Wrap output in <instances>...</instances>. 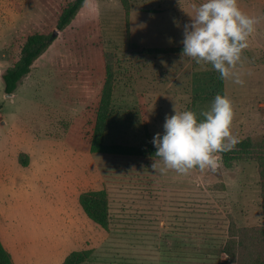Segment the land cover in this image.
<instances>
[{
  "label": "rangeland",
  "instance_id": "rangeland-1",
  "mask_svg": "<svg viewBox=\"0 0 264 264\" xmlns=\"http://www.w3.org/2000/svg\"><path fill=\"white\" fill-rule=\"evenodd\" d=\"M67 1L0 0V75L18 58L15 42L23 34L37 30L55 37L13 97L4 93L0 77V241L13 244L26 264H62L82 250H91L86 264H223L229 227L263 225L257 162L162 174L151 142L174 106L202 119L199 113L218 93L217 72L182 55L184 25L202 0H127L128 15L120 0H88L115 66L106 142L142 147L144 156L90 153L72 144L80 143L87 102L63 66L73 56L55 28ZM238 4L260 22L238 66L245 84L222 79L221 95L234 103L238 141L261 145L264 0ZM143 48L168 53L145 56ZM90 190L107 192V231L79 206V194Z\"/></svg>",
  "mask_w": 264,
  "mask_h": 264
},
{
  "label": "trees",
  "instance_id": "trees-1",
  "mask_svg": "<svg viewBox=\"0 0 264 264\" xmlns=\"http://www.w3.org/2000/svg\"><path fill=\"white\" fill-rule=\"evenodd\" d=\"M125 14L128 15L127 0H120ZM56 31L64 36L67 50L73 59L63 66L80 87L86 120L78 131L79 142L76 147H85L90 153L119 156H144L146 149L122 143H107L106 130L111 111L115 88L114 59L104 49L102 32L97 14L88 7V0H68L59 6ZM55 40L53 32L29 31L15 42L18 58L14 64L4 69L0 75L5 94H13L22 78L34 62L40 58ZM145 56H160L168 49L143 48ZM218 74V73H217ZM219 76V74H218ZM222 79L219 76L217 92L222 94ZM19 160L22 166L28 165V156ZM222 164L230 168L231 163L242 160L256 161L259 169L260 207L264 221V144L253 145L247 140L238 141L235 147L220 153ZM78 203L86 217L107 231L110 223L109 200L105 190L81 192ZM227 260L223 264H264V222L260 227H229L228 237L221 249ZM91 250L73 251L62 264H86ZM0 264H13L10 253L0 241Z\"/></svg>",
  "mask_w": 264,
  "mask_h": 264
},
{
  "label": "clouds",
  "instance_id": "clouds-1",
  "mask_svg": "<svg viewBox=\"0 0 264 264\" xmlns=\"http://www.w3.org/2000/svg\"><path fill=\"white\" fill-rule=\"evenodd\" d=\"M192 8L194 15L184 25L182 55L210 65L221 79L243 86L238 66L260 18L245 13L238 0H202ZM199 116L203 118L193 110L177 111L175 106L173 114L165 116L163 132L155 133L151 141L162 164L160 173L187 174L197 168L215 172L222 164L219 154L235 147V109L227 95L217 93Z\"/></svg>",
  "mask_w": 264,
  "mask_h": 264
},
{
  "label": "crops",
  "instance_id": "crops-1",
  "mask_svg": "<svg viewBox=\"0 0 264 264\" xmlns=\"http://www.w3.org/2000/svg\"><path fill=\"white\" fill-rule=\"evenodd\" d=\"M14 94H11V96L8 97H13ZM78 200V199H77ZM82 210V209H81ZM83 212V211H82ZM85 215V214H84ZM98 226V225H97ZM1 235V232H0ZM3 239V238H2ZM2 245L4 246V248L10 253L11 255V259L13 264H26L23 260V258L21 257V255L19 254L20 252H18V249L15 248V246L13 244L8 243L7 241H1ZM49 254V252H48ZM35 258H42L39 257V255H36ZM64 258V257H63ZM63 258L60 260L59 263H62ZM34 259H32L33 261ZM41 261V260H40ZM49 264V263H48Z\"/></svg>",
  "mask_w": 264,
  "mask_h": 264
},
{
  "label": "water",
  "instance_id": "water-1",
  "mask_svg": "<svg viewBox=\"0 0 264 264\" xmlns=\"http://www.w3.org/2000/svg\"><path fill=\"white\" fill-rule=\"evenodd\" d=\"M7 96H11V94H8Z\"/></svg>",
  "mask_w": 264,
  "mask_h": 264
}]
</instances>
